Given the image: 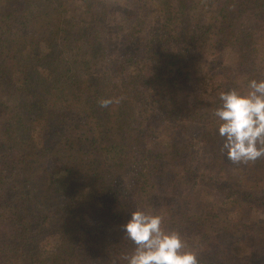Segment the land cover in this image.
Returning <instances> with one entry per match:
<instances>
[{
    "label": "trees",
    "instance_id": "16d2710c",
    "mask_svg": "<svg viewBox=\"0 0 264 264\" xmlns=\"http://www.w3.org/2000/svg\"><path fill=\"white\" fill-rule=\"evenodd\" d=\"M253 78L264 0H0V264H127L137 208L200 264H264V157L213 116Z\"/></svg>",
    "mask_w": 264,
    "mask_h": 264
},
{
    "label": "clouds",
    "instance_id": "9594fccd",
    "mask_svg": "<svg viewBox=\"0 0 264 264\" xmlns=\"http://www.w3.org/2000/svg\"><path fill=\"white\" fill-rule=\"evenodd\" d=\"M213 116L223 143L221 151L233 163H249L264 157V78H253L246 88L235 87L218 93ZM102 107L112 99L99 101ZM162 214L143 208L132 211L122 226L124 236L135 245L124 259L127 264H200L177 231H168Z\"/></svg>",
    "mask_w": 264,
    "mask_h": 264
},
{
    "label": "rangeland",
    "instance_id": "374dc122",
    "mask_svg": "<svg viewBox=\"0 0 264 264\" xmlns=\"http://www.w3.org/2000/svg\"><path fill=\"white\" fill-rule=\"evenodd\" d=\"M236 174H239V173H236ZM62 177H63V176L60 177V180H61V182H62L60 186H61V188H62V190H63V185H64V184H63V179H62ZM226 193H227V194H230V189H229V188L226 189ZM220 198H221V197H220ZM56 242H57L56 240H52L50 246L56 244ZM50 246L48 247V250L51 249ZM41 251H43V250H41L40 248H38L37 251H36L37 255H38Z\"/></svg>",
    "mask_w": 264,
    "mask_h": 264
}]
</instances>
